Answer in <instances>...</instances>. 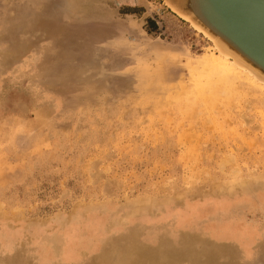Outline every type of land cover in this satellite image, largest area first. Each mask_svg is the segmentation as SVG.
<instances>
[{"label": "rangeland", "instance_id": "rangeland-1", "mask_svg": "<svg viewBox=\"0 0 264 264\" xmlns=\"http://www.w3.org/2000/svg\"><path fill=\"white\" fill-rule=\"evenodd\" d=\"M212 43L166 0H0V264H264V94L199 95Z\"/></svg>", "mask_w": 264, "mask_h": 264}, {"label": "bare ground", "instance_id": "bare-ground-1", "mask_svg": "<svg viewBox=\"0 0 264 264\" xmlns=\"http://www.w3.org/2000/svg\"><path fill=\"white\" fill-rule=\"evenodd\" d=\"M166 1L177 13L192 22L213 42L202 58L201 64L198 65L200 69H196L193 74V83L199 95L202 97L218 95L221 93V86L235 88L241 84L242 77L246 78L250 87H255L264 94V70L258 63L230 38L214 28L201 12L198 11L196 17L184 14L179 5L173 3L172 0ZM180 3L186 6L190 0H180ZM213 79L215 82L211 83L212 85L207 83Z\"/></svg>", "mask_w": 264, "mask_h": 264}, {"label": "water", "instance_id": "water-1", "mask_svg": "<svg viewBox=\"0 0 264 264\" xmlns=\"http://www.w3.org/2000/svg\"><path fill=\"white\" fill-rule=\"evenodd\" d=\"M172 1L184 14L201 12L264 70V0H190L186 6Z\"/></svg>", "mask_w": 264, "mask_h": 264}]
</instances>
